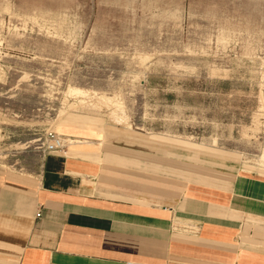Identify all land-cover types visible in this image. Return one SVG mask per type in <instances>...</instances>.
Listing matches in <instances>:
<instances>
[{
    "label": "rangeland",
    "instance_id": "374dc122",
    "mask_svg": "<svg viewBox=\"0 0 264 264\" xmlns=\"http://www.w3.org/2000/svg\"><path fill=\"white\" fill-rule=\"evenodd\" d=\"M69 85L122 108L82 104ZM65 113L115 127L123 147L264 174V0H0V165L27 173L16 152L77 138L57 130Z\"/></svg>",
    "mask_w": 264,
    "mask_h": 264
},
{
    "label": "crops",
    "instance_id": "0c3cea01",
    "mask_svg": "<svg viewBox=\"0 0 264 264\" xmlns=\"http://www.w3.org/2000/svg\"><path fill=\"white\" fill-rule=\"evenodd\" d=\"M114 128L53 153L21 149L27 173L0 165L7 264H264V174L123 147Z\"/></svg>",
    "mask_w": 264,
    "mask_h": 264
},
{
    "label": "bare ground",
    "instance_id": "6f19581e",
    "mask_svg": "<svg viewBox=\"0 0 264 264\" xmlns=\"http://www.w3.org/2000/svg\"><path fill=\"white\" fill-rule=\"evenodd\" d=\"M67 91L70 94L81 96L82 99L80 100V103H82V104L84 103L83 102L85 100L84 98H86L88 96V97H91L93 99L92 104H91L93 106L105 107V108H108L111 106H116V107H119L120 109L122 108L121 102L119 101V98L116 95L109 96L106 93L90 92V91L82 89L80 87H75V86H71V85L68 86ZM78 103H79V101H78ZM69 106L73 107L74 103L69 104ZM64 112H66V111L65 110L62 111L61 115H64ZM109 116H110V119L112 121L117 120V121H120L121 123L128 124L127 120H126V115L122 111L118 112V111H116V109H113L109 112ZM73 120H74V118H70L69 114L65 113V117L61 121V124L57 127V130L65 132V133H72V134H83V133L92 134L96 130H99V131L109 130L111 128L109 126L104 127V125L98 124L97 121H101V119L94 117V116L89 117V120H88L89 124L83 123L81 117H79L78 120H74V121ZM97 126H99V127H97Z\"/></svg>",
    "mask_w": 264,
    "mask_h": 264
},
{
    "label": "built area",
    "instance_id": "2783aa9c",
    "mask_svg": "<svg viewBox=\"0 0 264 264\" xmlns=\"http://www.w3.org/2000/svg\"><path fill=\"white\" fill-rule=\"evenodd\" d=\"M67 145L66 140L59 135L49 132L46 137L36 147L41 154L53 153L62 150ZM127 264H133L128 262Z\"/></svg>",
    "mask_w": 264,
    "mask_h": 264
}]
</instances>
